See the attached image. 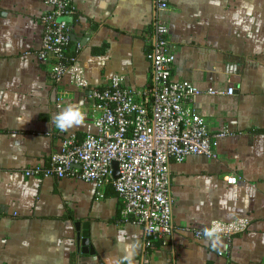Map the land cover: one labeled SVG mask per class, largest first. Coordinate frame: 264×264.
<instances>
[{"label":"crops","instance_id":"1","mask_svg":"<svg viewBox=\"0 0 264 264\" xmlns=\"http://www.w3.org/2000/svg\"><path fill=\"white\" fill-rule=\"evenodd\" d=\"M75 13L66 54L74 58L86 88L66 75L54 82L39 61L43 0H0V264H80L82 226L101 264H264V0H167L160 18L168 25L176 56L172 80L201 91L189 106L216 138L215 160L189 156L170 162L174 197L170 235L151 238L120 216L110 185L75 178L25 175L47 169L70 136L80 141L94 113L92 88L115 75L141 95L152 72L153 0H72ZM232 88L231 95L224 94ZM82 102L84 124L61 132L53 116ZM60 104V107L57 105ZM234 175L235 184L226 178ZM247 219L245 232L213 250L203 230L213 220ZM179 228V229H178Z\"/></svg>","mask_w":264,"mask_h":264},{"label":"built area","instance_id":"2","mask_svg":"<svg viewBox=\"0 0 264 264\" xmlns=\"http://www.w3.org/2000/svg\"><path fill=\"white\" fill-rule=\"evenodd\" d=\"M43 3L47 10L40 18L42 40L37 57L48 65L54 82L68 75L77 87L84 89L87 84L74 58L66 56L70 30L67 18L75 13L72 0ZM153 7L152 72L142 94L138 96L126 88L124 77L117 75L107 87H93L88 99L94 103V113H99L92 115L84 138L78 141L67 137L52 155L49 168L25 171L27 176L75 178L98 188L110 185L121 201V218L143 228L146 248L150 247L151 238L170 235L175 228L170 162L182 163L189 156L215 160L214 141L226 135V131L210 134L204 119L189 107L196 96L223 92L201 91L188 82L172 80L176 56L168 47V25L160 18L168 9L167 0H153ZM232 93L229 88L224 94ZM225 180L228 184L237 182L234 175ZM212 225H219L221 237L230 240L245 232L249 222L213 220L209 227ZM180 230L191 232L198 240L205 237L203 230ZM142 264H148L146 256Z\"/></svg>","mask_w":264,"mask_h":264},{"label":"clouds","instance_id":"3","mask_svg":"<svg viewBox=\"0 0 264 264\" xmlns=\"http://www.w3.org/2000/svg\"><path fill=\"white\" fill-rule=\"evenodd\" d=\"M85 118V113L82 111V102H77L70 104L67 108L55 114L52 119L59 131L70 132L73 128L83 126ZM221 231L222 229L219 225H212L203 229V235L210 242L213 250H216L222 243ZM124 251V259L127 261V264H134L135 246L131 244L126 245Z\"/></svg>","mask_w":264,"mask_h":264},{"label":"water","instance_id":"4","mask_svg":"<svg viewBox=\"0 0 264 264\" xmlns=\"http://www.w3.org/2000/svg\"><path fill=\"white\" fill-rule=\"evenodd\" d=\"M2 16V14L0 13V17ZM113 177L116 178L117 177V169H116V164H113ZM86 228V226H82V231L81 233H79V244L81 245V254L82 257H80V264H101L97 257L94 255L93 250L90 249L89 251V246H86L89 241H88V233L86 231H84V229Z\"/></svg>","mask_w":264,"mask_h":264},{"label":"trees","instance_id":"5","mask_svg":"<svg viewBox=\"0 0 264 264\" xmlns=\"http://www.w3.org/2000/svg\"><path fill=\"white\" fill-rule=\"evenodd\" d=\"M66 53H67V52H66ZM66 56L69 57L68 54H66Z\"/></svg>","mask_w":264,"mask_h":264}]
</instances>
